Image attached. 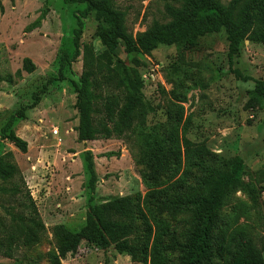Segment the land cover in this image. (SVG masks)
I'll use <instances>...</instances> for the list:
<instances>
[{
	"label": "rangeland",
	"instance_id": "1",
	"mask_svg": "<svg viewBox=\"0 0 264 264\" xmlns=\"http://www.w3.org/2000/svg\"><path fill=\"white\" fill-rule=\"evenodd\" d=\"M111 1L135 37L153 22L167 23L166 7L178 8L184 0ZM217 1L227 5L231 0ZM0 7L1 125L7 113L28 105L32 94L57 77L63 53L73 57V16L83 7L62 0H0ZM261 17L264 22V8ZM81 22L80 56L66 65L65 80L50 85L40 104L26 112V120L13 127L27 143V152L6 141L0 144V157H13L45 226L35 245L17 248L10 260L0 256V264H54L56 227L79 231L88 209L109 198L130 201L126 223L135 257L83 242L60 264H149L152 255L163 264H179L181 255L169 247L186 242L190 215L164 211L159 204L200 196L205 190L197 165L222 170L235 158L244 164L242 185L224 199L212 232L213 255L204 264H234L239 243H250L264 259V175H258L264 171V105L251 100L253 82L239 81L233 73L264 81V44L245 41L231 68L223 31L204 37L190 51L159 47L144 56L127 55L120 48L113 66L119 61L140 75L152 112L121 138L80 143L73 85L79 84L85 50L94 60L103 52L93 16ZM141 133L155 135L173 157L169 170L155 178L143 162Z\"/></svg>",
	"mask_w": 264,
	"mask_h": 264
},
{
	"label": "trees",
	"instance_id": "2",
	"mask_svg": "<svg viewBox=\"0 0 264 264\" xmlns=\"http://www.w3.org/2000/svg\"><path fill=\"white\" fill-rule=\"evenodd\" d=\"M62 1L68 6L83 7L82 11L76 13L77 16H73L77 26L72 30L73 57L69 59L63 53L57 77L48 79L39 91L32 94L28 105L7 113L1 121L0 144L6 141L22 154L27 152V143L15 134L13 127L18 121L26 120V112L40 104L50 85L65 80L66 65L80 56L82 19L93 16L98 25L96 37L103 52L94 60L89 50H85L79 84L73 85L78 116L75 132L80 143L121 138L132 130L135 123H143L152 112L142 94L140 75L119 61L113 66L112 59L120 48L127 55L144 56H150L159 47L190 51L204 37L223 31L228 44L227 63L231 68L240 57V49L245 41L264 44V22L261 17L264 0H231L227 5L217 0H184L178 8L166 7L167 23L153 22L146 31L135 37L126 28L124 14L115 8L111 0ZM2 13L0 7V15ZM233 73L239 81L253 82L251 100L264 105V81L243 77L238 71ZM141 134L145 153L143 162L152 178H155L169 170L173 157L155 135ZM86 158L93 182V163L89 155ZM197 166L202 171L204 193L186 199L176 197L159 204L164 211L190 215V232L186 242L173 243L169 247L181 255L179 264H204L211 259L212 232L224 199L231 190L242 185L244 164L239 158L225 162L222 170L204 169L200 164ZM258 175H264V171ZM0 182V256L10 260L17 248L35 245L45 226L11 154L0 157ZM250 197L255 203L254 189ZM129 206L128 198H109L88 209L85 225L79 231L69 232L62 226L56 227L59 245L54 264H60L68 255L76 253L83 242L103 251L113 249L119 255L135 257L136 249L129 241L131 228L126 223ZM149 264H163V261L152 255ZM234 264H264V259L250 243H239Z\"/></svg>",
	"mask_w": 264,
	"mask_h": 264
},
{
	"label": "built area",
	"instance_id": "3",
	"mask_svg": "<svg viewBox=\"0 0 264 264\" xmlns=\"http://www.w3.org/2000/svg\"><path fill=\"white\" fill-rule=\"evenodd\" d=\"M51 134H52V136H54V137L57 136V135H58V131H57V129H54V130L52 131Z\"/></svg>",
	"mask_w": 264,
	"mask_h": 264
}]
</instances>
